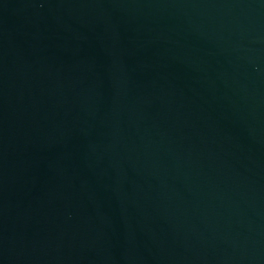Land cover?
<instances>
[{"label": "water", "instance_id": "95a60500", "mask_svg": "<svg viewBox=\"0 0 264 264\" xmlns=\"http://www.w3.org/2000/svg\"><path fill=\"white\" fill-rule=\"evenodd\" d=\"M0 264H264V0H0Z\"/></svg>", "mask_w": 264, "mask_h": 264}]
</instances>
